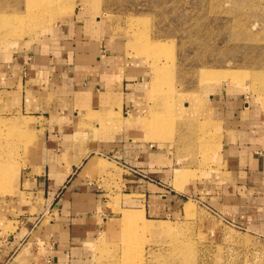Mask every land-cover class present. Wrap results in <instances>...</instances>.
<instances>
[{"label": "crops", "instance_id": "1", "mask_svg": "<svg viewBox=\"0 0 264 264\" xmlns=\"http://www.w3.org/2000/svg\"><path fill=\"white\" fill-rule=\"evenodd\" d=\"M18 46L0 53V110L39 125L12 191L16 222L0 238V264H93L95 242L123 209L165 219L193 196L264 236V119L241 94L199 96V119L218 123L221 167L176 187L179 142L151 139L145 127L148 65L96 8L79 5Z\"/></svg>", "mask_w": 264, "mask_h": 264}, {"label": "rangeland", "instance_id": "2", "mask_svg": "<svg viewBox=\"0 0 264 264\" xmlns=\"http://www.w3.org/2000/svg\"><path fill=\"white\" fill-rule=\"evenodd\" d=\"M79 5L96 8L126 39L128 54L147 63L152 94L145 127L151 139L179 142L176 187L221 167L218 123L199 119V96L232 88L264 119V0H0V53L37 41ZM38 125L33 115L0 110V238L15 227L12 191ZM128 211L139 223L124 221ZM184 212L151 219L123 209L117 228L95 242L93 264H264V236L197 196ZM50 219L38 226L40 238Z\"/></svg>", "mask_w": 264, "mask_h": 264}, {"label": "bare ground", "instance_id": "3", "mask_svg": "<svg viewBox=\"0 0 264 264\" xmlns=\"http://www.w3.org/2000/svg\"><path fill=\"white\" fill-rule=\"evenodd\" d=\"M38 1V0H37ZM46 1V0H45ZM28 2V1H27ZM44 3V2H43ZM37 4V3H36ZM38 8V7H37ZM26 12V11H25ZM19 13V12H18ZM149 47V46H148ZM150 51V50H149ZM205 74H210V71H207L205 72ZM208 76V75H207ZM206 76V78H207ZM25 123H23L24 125H27V121H24ZM2 168H3V164L0 162V174L2 172ZM179 185V184H178ZM181 185V184H180ZM181 187V186H180ZM140 219L139 215L135 212H132V211H128V212H125V217H124V221L126 223H129L128 221H135L137 222L138 220ZM139 223V221H138Z\"/></svg>", "mask_w": 264, "mask_h": 264}]
</instances>
